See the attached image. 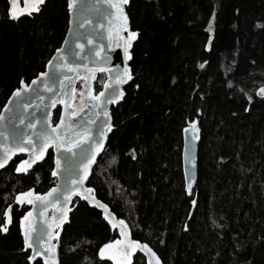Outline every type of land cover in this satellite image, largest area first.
I'll list each match as a JSON object with an SVG mask.
<instances>
[{
  "label": "trees",
  "instance_id": "obj_1",
  "mask_svg": "<svg viewBox=\"0 0 264 264\" xmlns=\"http://www.w3.org/2000/svg\"><path fill=\"white\" fill-rule=\"evenodd\" d=\"M7 8L0 0V111L21 78L28 83L44 70L68 25L66 0H46L40 14L18 22L7 18ZM126 13L137 32L129 61L134 78L111 109L113 127L88 184L118 217L128 212L119 195L129 198L132 237L162 264H264V99L255 94L264 86V30L255 27L264 23V0H129ZM204 61L203 69L196 67ZM103 80L100 74L96 91ZM58 117L56 108L54 124ZM186 118H197L200 127L191 217L181 168ZM20 158L0 172V224L17 193H43L55 184L51 151L17 174ZM74 204L60 239V264H113L98 253L116 231L98 210ZM26 210L12 206L10 225L0 233V264H29L19 229ZM132 264H146L145 257L136 254Z\"/></svg>",
  "mask_w": 264,
  "mask_h": 264
},
{
  "label": "snow or ice",
  "instance_id": "obj_2",
  "mask_svg": "<svg viewBox=\"0 0 264 264\" xmlns=\"http://www.w3.org/2000/svg\"><path fill=\"white\" fill-rule=\"evenodd\" d=\"M103 3L110 5L112 11L111 13H101L102 15L107 16L110 19V23L113 28H110L108 31L109 37L113 35L116 37L117 41L120 42V48L123 53L124 65L122 68L117 66V70L113 73L106 68H97L95 71L108 72L109 79L104 81L103 88L104 90L93 94L92 88L87 85H81V89L86 88L87 95L85 96L83 92L80 95V109L77 111L72 107L71 93L77 91V89L72 87L73 79L72 76H75L76 79H81L78 70L84 67L81 64L73 63L68 59V52H71V45L68 44L69 37H65V44L61 48H57L55 53L47 62L46 71L38 75V77L31 81V84L26 85L23 78L19 81V87L14 89L9 97L11 103H15L17 106L23 105L25 108L28 106V101L24 100L23 93L28 92L29 88L32 85L42 83L44 92L48 93L49 96L46 98L44 95H41L38 91H33L34 99H38L44 108L41 110L43 116L41 117L40 126L37 128L34 121H30L23 131L18 129H13L10 132L7 130H0V141H7L10 144V147L6 148L3 142H0V168H4L5 165H8L9 161L12 160V156L16 152H29L31 158L28 160L21 159L19 163L16 164L14 171L16 173H27L29 169L32 168L33 164L37 163L44 159L45 153L48 148H51L54 153L59 154V158L55 159V164L57 168L62 167L65 163L68 164L64 168L67 176L65 178V186H58L56 189H50L49 193H57V198L63 196L65 201L71 200L72 195L79 196L82 200L93 201L95 196L91 195L93 193L92 188L84 187V182L89 177V169L96 160V155L100 153L104 147V133H100V139L96 140L92 134V130L83 123L82 113L87 109L88 113H93V109L96 110L94 115H99L103 113L105 120L95 121L91 118V115L88 117V124H95L96 131L100 132V129L107 128V131H111L113 125L108 123L110 117L108 116L106 104H116L124 96L125 92L120 88L121 85L128 83L133 80V73L127 63L132 59V55L129 49L132 47V42L137 38L136 31H130L128 24L129 18L124 12V5L129 4V0H102ZM7 18L11 21L18 22L21 15L26 14L32 16L33 14H40L43 10V6L46 4V0H25V10H22L17 7V0H7ZM66 7L69 13V32L72 33V43L76 45L77 48H83V45L79 43L78 36L74 32L72 25L75 24L77 28H83L85 24L88 23V18L83 15L85 11H88V7L82 3V0H66ZM96 12H100L99 8L93 9ZM213 17L209 18L208 25L205 31L208 32V42H206L203 47L204 50H209V44L213 40L212 27H213ZM76 17L74 20L73 17ZM255 27L260 30H264V23L257 21ZM114 29V31H113ZM126 32L127 38L121 35V33ZM93 42L89 40V44ZM65 46L67 50L65 51ZM73 56H79V53L72 52ZM207 61L203 63H197L196 67L203 69ZM51 66L50 71L47 70ZM87 75L84 77L86 80H93L96 77L93 75L94 69H86ZM43 78V80H41ZM172 82L175 83V77L172 78ZM134 87L139 88L140 85L136 84ZM231 87V83H229ZM195 91V89H193ZM63 93V95H61ZM257 95L261 96L264 99V88L257 90ZM13 98H16L15 100ZM203 99V97H201ZM245 98L251 103L252 97L248 96L245 93ZM48 100H52V107H55L56 103H61L63 108L60 111V119L54 124L48 122ZM5 108H9V105L6 104ZM201 109L196 108V115L201 114ZM244 111H249L248 107L244 108ZM235 115V114H234ZM75 118V119H73ZM4 119V113L0 112V121ZM9 123H12L9 120ZM23 124V120L20 121ZM198 121L196 118H186V127L182 129L185 137H189L191 140L195 141L199 139L198 133L200 129L197 127ZM28 129H35V131L29 133ZM92 137L88 139V137ZM82 145H91L92 155L91 157L87 156L82 148ZM79 159H77V155ZM131 158L133 160L137 159V155L133 149H129ZM71 158V160H70ZM192 153L191 146L187 147L186 161L191 164L192 162ZM115 160V157H113ZM111 163V162H109ZM57 168H53L51 174L57 176ZM188 172H191V169H188ZM139 175V173H138ZM71 180V188L67 187V181ZM185 193L189 194V203L194 208L197 204V200L191 196V184L186 182L184 185ZM45 193L44 196H33L32 190L29 189L26 193H19L15 196V203L17 205L30 204L34 208L37 206L43 207L42 201L44 197L49 195ZM31 197V198H28ZM95 205L103 209L106 215L104 219L108 224L115 228L119 225L122 236L126 237L127 224L123 219L117 220L116 217L111 216L108 211V208L105 204L101 203L99 200H95ZM12 205L9 204L2 212L3 223L0 224V233L7 231V225L11 222L9 209ZM63 208V205H61ZM59 211V210H58ZM189 217L193 215L191 208L188 213ZM32 213L31 211L25 212L24 216L20 218V229L21 235L23 236V248H32L33 253L36 256L40 255V251L36 248V244L40 243L43 246V234L36 232L32 226L31 222ZM67 219V213L63 214V219H60V223H64ZM27 222V224H26ZM212 224L216 228L222 227L214 219ZM52 227H56L55 224ZM184 230H187L185 226ZM35 233V234H33ZM49 239L55 238L59 235V232L53 233L51 228L49 229ZM164 241L162 240L161 243ZM87 243V241H85ZM75 247H79L77 244ZM55 244H50L48 247L44 248V251L48 255L44 258V264H56L55 259ZM142 250L150 254L151 259L149 264H152V261H155V264H161L159 258L156 256V253L147 244H141L137 241L123 240L113 241L110 244H105L99 249V256L113 261V264H131L130 258L133 257V254L137 250ZM74 248H70L69 251H74ZM29 264L33 260L32 255L27 256Z\"/></svg>",
  "mask_w": 264,
  "mask_h": 264
},
{
  "label": "water",
  "instance_id": "obj_3",
  "mask_svg": "<svg viewBox=\"0 0 264 264\" xmlns=\"http://www.w3.org/2000/svg\"><path fill=\"white\" fill-rule=\"evenodd\" d=\"M20 1L22 3V6L21 7L17 6V7L22 9V10H25V0H20ZM82 3L85 6H87L89 9L88 11H85L83 13V15L88 18V23L85 24V26L83 28H77L76 25L73 24L72 28H73L74 32L76 33V35L78 36L79 43L83 45V48L82 49L77 48L76 45L74 43H72V40H71L72 33L69 32V27H70L69 24L67 25V30H66V34L64 36V39L58 48H61V46L65 44V37L68 36L70 38L68 41V44L71 45V52H68V59L70 61H72L73 63H78V64H81L84 66L78 70L79 74H80V72H82V74L84 76L87 75L86 69H88V68L94 69L93 75L96 78L93 80H86L87 81L86 85L90 86L92 88L93 94H96L97 92L104 90V88H103L104 81L109 79V75H108V72L95 71V69L106 68V69H108L114 73L117 70V66L122 68L124 65L123 53H122L121 48H120V42L117 41L116 37L114 35L111 38L109 37L108 31L110 28H113L112 24L110 23V19L107 16L101 14L104 12L111 13L112 9H111L110 5L103 3L102 0H82ZM127 5L123 6L124 12L126 15H127V13H126V6ZM95 8H99L101 11L96 12L93 10ZM24 15H26V14H23L21 16H24ZM68 19H69V13H68ZM73 19L75 20L76 17L74 16ZM128 27H129V30L131 31L130 23L128 24ZM113 31H114V29H113ZM126 34H127L126 32L121 33L122 36L127 38ZM89 40H91L93 43L89 44ZM64 50L65 51L67 50V46H65ZM129 51H130V49H129ZM72 52L79 53V56H73L71 54ZM54 53H55V51L50 56L48 61L50 59H52ZM127 63L129 64V61ZM46 65H47V63H46ZM46 65H45L44 70L41 71L40 73L46 71ZM50 69H51V66H49L47 70L50 71ZM40 73H38L34 78H32L28 83H25V84L26 85L31 84V81L36 79ZM100 74L104 75V80H103L101 88L96 93H94V84H95V82H96V80ZM72 79H73L72 87L74 88V85L76 82L75 76H72ZM41 80H43V78H41ZM130 82L131 81H129L126 84L121 85L120 88L124 91L125 86L128 85ZM261 88H264V86L258 87L255 91L256 96L259 98H261V96L257 95V90L261 89ZM34 90L38 91L41 95H44L46 98L49 96L48 93L44 92L42 83L32 85L31 88H29L28 92L23 93L24 100L29 102L27 108H25L23 105L17 106L15 103H11L9 101V97L11 96V94H10V96L8 97V99L6 100L4 106L2 107V109L0 111V112L4 113V119L2 121H0V130H7L8 132H10L13 129H18L20 131H23L24 128L26 127V125L30 121H34L36 123L37 128L40 126L41 117L43 116V112L41 110L44 108V104H42L38 99H34V97H33V91ZM61 95H63V93H61ZM13 99L15 100L16 98H13ZM122 99L120 101H118L116 104H106L105 105L107 112H108V116L110 117V119L108 120V123L112 124L111 109L113 107H115L117 104H119L122 101ZM47 103L49 106L48 107V112H49L48 122L52 123L54 126L53 113H54L56 108H59V117H58V120H59L60 119V111L62 110L63 106L61 103H56L55 107H52L51 106L53 103L52 100H48ZM6 104L9 105V108H5ZM95 112H96V110L93 109V113H88L87 109H85V112L81 114L82 119H83V123L92 130V134L96 140L100 139V133H104V147H103L102 151L96 155V160L92 164L91 168L89 169V177L84 182V187H86V188H92L88 184V181L91 177V174H92V171H93L95 165L97 164V161L99 160V158L101 157V155L103 154V152L105 150V147H106L107 141H108V137L110 134V132L107 131V128L100 129V132H97L95 124H88L89 115H91V118L95 121L105 120V117H104L102 112L99 115H94ZM73 119H75V118H73ZM9 120H11L12 123H9ZM21 120H23V124L20 123ZM197 121H198V119H197ZM186 126H184L183 128H185ZM197 127L200 129L199 121H198ZM33 131H35V129H28L29 133H31ZM198 135H199V139L193 141L190 138V134H189V137H185V135L182 131L181 168H182L184 185L186 182L191 184V195L193 193V190H194V187L196 184V180H197V155H198V144L200 141V132L198 133ZM91 138H92L91 136L88 137V139H91ZM0 142H3L5 144L6 148L10 147V144L7 141H0ZM189 145L191 146V153H192V157H193L191 164L187 163V161H186L187 147ZM82 148L84 149V152L86 153V155L91 157V155H92L91 145H82ZM50 151L53 155V163H54L53 168H57V165L55 164L54 161H55V159L59 158V154L54 153L51 148H48V150L46 151L44 159ZM79 155L80 154L78 153L77 159H79ZM17 157H21L20 160L21 159L28 160L31 158V154L27 151L16 152L12 156V160L9 161L8 165ZM43 160H41V161H43ZM70 160H71V158H70ZM41 161H38L37 163L33 164V166L40 163ZM8 165H5L4 168H0V172L3 169H5L6 167H8ZM67 166H68V164L65 163L62 167L57 168V176H53L51 174V177L55 180V184L52 187H50L47 191H45L43 193H36L33 189H31L32 195L33 196H36V195L44 196L45 193H49L50 189H56L58 186L64 187L65 186V178L67 176V173H65L64 168ZM189 168L191 169L190 173L188 172ZM31 169H29V170H31ZM19 174H22V173H19ZM67 187L71 188V180L67 181ZM26 192H28V190L20 192V193H26ZM17 194H19V193H17ZM186 194H187V196H189L188 193H186ZM57 195H58L57 193H49V195L45 196L44 200L41 202L43 207L37 206L34 208L30 204H23L27 207V210L25 212L31 211V213H32L31 222H32L33 228L36 230V232L42 233L43 237H44L43 246L40 243L36 244V248L40 251L39 256L34 255L32 248H27V249L23 248V251H25V252L27 251L28 255L33 256V260L31 261V264H33L37 260H40L42 262V264H44V258L48 255V253L44 251V248L48 247L50 244L56 245V248H55L56 264H60V259H59L60 239H61V235H62L64 226L69 222L70 213L72 212V210L74 209V206H75V204H74L75 200L82 201V202L86 203L90 208H94V209L98 210L101 213L102 218L104 219V215H106V213L104 212L103 209H101L95 205V200H99L101 203H103L107 206L108 211L111 214V216L116 217L117 220L123 219L126 222L127 231H126V237H125V236H122L119 225L117 227L113 228L104 219V221L107 223V225L110 227V229L115 230L117 233L118 237L114 241L123 240L126 238L127 240H133V241H137L141 244H146V243H142L136 239H133L132 233H131V228H130L129 224L127 223V221L125 220V218L118 217L105 202L100 200L95 195L94 190H93V193L91 195L95 196V200H93L91 202L86 201V200H82L79 196H76V195H72L71 200L65 201L63 196H59V198H57ZM28 198H31V197H28ZM11 205L12 206L16 205L18 207L23 206V205H17L15 203V198H14L13 203ZM61 205H63V208H61ZM11 209H12V207H11ZM11 209H9L10 218H11ZM192 209L193 208L191 207V210ZM64 213H67V219L64 221V223L61 224L59 221H60V219H63ZM23 216H24V214L22 215V217ZM26 224H27V222H26ZM53 224H55L56 227H52ZM9 225H10V223L7 225V227ZM50 228H51V231L53 233L59 232V235L55 236V238H53L51 240L49 239V235H48ZM19 229H20V220H19ZM3 233H5V232H3ZM20 234H21V229H20ZM33 234H35V233H33ZM21 237H22V241H23V236L21 235ZM112 242H110V243H112ZM110 243H108V244H110ZM138 253L145 257L146 264H148L149 260L151 259L150 254L138 249L137 252L133 254V257ZM133 257L130 258L131 264H132ZM100 259L101 260H109L106 257H104V258L100 257ZM109 261H111V260H109ZM111 262L113 263V261H111Z\"/></svg>",
  "mask_w": 264,
  "mask_h": 264
},
{
  "label": "rangeland",
  "instance_id": "obj_4",
  "mask_svg": "<svg viewBox=\"0 0 264 264\" xmlns=\"http://www.w3.org/2000/svg\"><path fill=\"white\" fill-rule=\"evenodd\" d=\"M17 6L18 7L19 6L20 7L22 6V3H21L20 0H17ZM126 36H127V34H126ZM79 75L81 76V79H76V82H75V85H74V88L77 89V91L71 94V96L73 97V99L71 101L72 107L74 109H76L77 111L80 109V95H81V92H83V94L85 96L87 95L86 88L81 89V85H86L87 84V81H86V79H84L85 76L82 74V72H80ZM78 82L80 83L79 89L76 88V85H77ZM96 92L97 91L95 90V84H94V93H96ZM119 198L122 201V203L128 207V212H127V215L125 217V220L127 221V223L129 224V226L131 228L130 221H131L132 216H133V213H132V203H131V201L129 200V198L126 195L121 194V195H119ZM148 264H149V262H148ZM152 264H155V261L154 260L152 261Z\"/></svg>",
  "mask_w": 264,
  "mask_h": 264
}]
</instances>
